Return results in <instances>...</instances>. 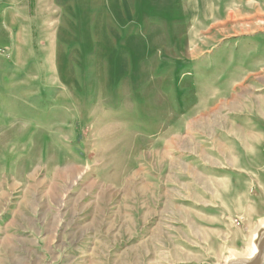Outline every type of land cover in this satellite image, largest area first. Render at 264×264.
<instances>
[{"label": "rangeland", "instance_id": "obj_1", "mask_svg": "<svg viewBox=\"0 0 264 264\" xmlns=\"http://www.w3.org/2000/svg\"><path fill=\"white\" fill-rule=\"evenodd\" d=\"M263 224L264 0H0V264H252Z\"/></svg>", "mask_w": 264, "mask_h": 264}, {"label": "bare ground", "instance_id": "obj_2", "mask_svg": "<svg viewBox=\"0 0 264 264\" xmlns=\"http://www.w3.org/2000/svg\"><path fill=\"white\" fill-rule=\"evenodd\" d=\"M260 230H264V224L260 227ZM257 230L256 233L252 236V240H251V252H249L247 255H245V259L248 260L250 258H252L254 255L258 254L259 257L261 256V253L264 252V248L260 247V244L258 243L257 239L259 238V231ZM257 260L256 262L252 263V264H258Z\"/></svg>", "mask_w": 264, "mask_h": 264}, {"label": "water", "instance_id": "obj_3", "mask_svg": "<svg viewBox=\"0 0 264 264\" xmlns=\"http://www.w3.org/2000/svg\"><path fill=\"white\" fill-rule=\"evenodd\" d=\"M261 255H262V253H261ZM257 260H259V261H258V264H261V263H260V261H261V256H260V257H258V259H257ZM257 260H256V261H257ZM256 261H255V262H256Z\"/></svg>", "mask_w": 264, "mask_h": 264}]
</instances>
